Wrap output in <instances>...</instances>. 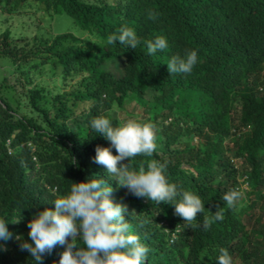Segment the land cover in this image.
I'll list each match as a JSON object with an SVG mask.
<instances>
[{"label": "trees", "instance_id": "trees-1", "mask_svg": "<svg viewBox=\"0 0 264 264\" xmlns=\"http://www.w3.org/2000/svg\"><path fill=\"white\" fill-rule=\"evenodd\" d=\"M35 1L95 37L62 33L29 43L0 33V58L15 74L12 84H0V218L21 217L6 225L12 238L0 264H30L20 248L27 222L89 176L111 185L114 204L127 205L130 230L149 248L144 264H217L222 250L234 258L252 221L251 238L264 245V0ZM121 27L135 30V49L108 43ZM156 36L168 48L149 55L144 42ZM189 50L198 55L192 72L170 74L169 59ZM41 76L58 79V88L32 86ZM126 104L135 110L119 118ZM98 116L154 124L156 150L132 158L131 169L164 164L167 180L179 193L198 195L203 212L182 221L173 206L133 196L112 180L93 160L97 145L109 146L89 126ZM241 179L248 180L244 192ZM229 191L240 193L231 208L221 199ZM204 220L207 229L194 226ZM63 250L54 247L43 264H58ZM238 259L264 264V249Z\"/></svg>", "mask_w": 264, "mask_h": 264}, {"label": "clouds", "instance_id": "clouds-1", "mask_svg": "<svg viewBox=\"0 0 264 264\" xmlns=\"http://www.w3.org/2000/svg\"><path fill=\"white\" fill-rule=\"evenodd\" d=\"M148 17L155 20L156 14L149 12ZM108 43L135 49L140 39L133 28L121 27L108 36ZM144 43L149 55L168 48V41L163 36ZM197 62V51L189 50L183 56H172L166 64L170 74H188ZM89 126L109 142L108 147L96 146L93 160L104 166L106 174L112 176L119 186L125 187L133 196L147 198L153 204L173 206L174 214L185 222L194 221L203 212L204 203L198 195L190 191L179 193L176 186L167 180L164 164L151 162L146 168L131 169L129 161L132 158L137 155L151 156L156 150L154 124L141 123L136 119L114 124L108 117L98 116L90 120ZM125 159L127 163L123 162ZM89 177L73 182L66 192L51 201L54 208L37 211L27 222L29 239L22 241L20 248L29 253L30 264H43L44 257L51 254L57 245L64 247L58 264H144L149 248L141 242L138 234L130 230L127 205L113 203L111 185L103 178ZM240 183L241 192L246 191L248 180L241 179ZM239 198L237 191L226 192L221 197L229 208ZM19 219L7 221L0 218V251L12 238L6 225ZM214 219L221 220L223 216L216 212ZM194 226L207 229L209 224L204 220L202 225ZM253 226L252 221L243 230L237 251L240 253L232 258L222 250L217 264H231V260L232 264H239L238 257L243 256L244 251L251 250L255 254L264 249L263 244L251 238ZM235 240L240 241L238 237Z\"/></svg>", "mask_w": 264, "mask_h": 264}, {"label": "rangeland", "instance_id": "rangeland-1", "mask_svg": "<svg viewBox=\"0 0 264 264\" xmlns=\"http://www.w3.org/2000/svg\"><path fill=\"white\" fill-rule=\"evenodd\" d=\"M9 30L12 39L21 41L26 38L32 42V38L37 41H51L56 35L70 33L82 39H92L94 37L76 25L73 20L65 14H51L43 6L36 4L35 0H9L7 5L0 4V33ZM23 43V42H22ZM25 44V43H24ZM13 66L7 59L0 58V84L8 80V84L14 81ZM35 77V74H31ZM32 86L41 84L50 91H55L59 86L58 79L50 76H41L32 79ZM17 92L21 90L16 88ZM133 104H126L125 115L119 114V118L129 117L134 112Z\"/></svg>", "mask_w": 264, "mask_h": 264}]
</instances>
